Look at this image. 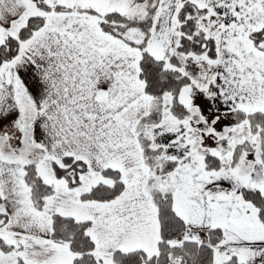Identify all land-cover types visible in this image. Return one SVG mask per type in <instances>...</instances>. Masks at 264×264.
Instances as JSON below:
<instances>
[{"label":"snow or ice","instance_id":"obj_1","mask_svg":"<svg viewBox=\"0 0 264 264\" xmlns=\"http://www.w3.org/2000/svg\"><path fill=\"white\" fill-rule=\"evenodd\" d=\"M0 264H264V0H0Z\"/></svg>","mask_w":264,"mask_h":264}]
</instances>
